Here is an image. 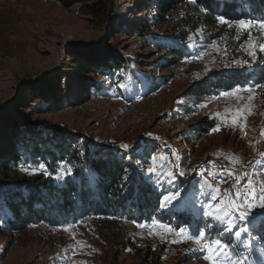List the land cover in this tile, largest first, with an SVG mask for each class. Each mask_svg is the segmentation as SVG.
I'll use <instances>...</instances> for the list:
<instances>
[{"label":"rangeland","instance_id":"obj_1","mask_svg":"<svg viewBox=\"0 0 264 264\" xmlns=\"http://www.w3.org/2000/svg\"><path fill=\"white\" fill-rule=\"evenodd\" d=\"M144 1L112 0L110 16L101 25L82 14L79 4L63 8L54 0H0L1 161L9 146L3 135L12 124L7 111L15 115L12 108L24 85L51 77L59 81L66 103L47 105V98L35 97L23 110L31 112V119L57 127L51 142L70 143L86 156L122 159L132 170L141 166L140 151L135 150L153 147L145 173L167 194L179 193L172 205L187 195L197 209L206 211L209 193L226 204L237 190L253 188L259 194L264 189V87H236L228 95L203 96L198 102L191 101L189 90L227 67L253 65L262 52L258 46L264 44V29L256 22L247 29L236 22L225 24L221 37L202 46L203 53L165 68L158 44L170 23L156 21L154 9L142 10ZM73 46L92 54H102L106 47L120 52L127 62L122 78L98 76L93 81L101 88L89 90L75 76L74 58L67 55ZM204 117L213 128L189 141V129ZM12 171L16 177L44 174L41 164ZM63 176L58 171L54 177L61 181ZM176 176L182 188L174 182ZM191 181L194 187L186 192ZM10 184L0 174V190ZM261 203L256 200L247 209L248 219L264 217ZM154 222L92 218L0 233V264H210L203 243L193 239L198 233Z\"/></svg>","mask_w":264,"mask_h":264},{"label":"trees","instance_id":"obj_2","mask_svg":"<svg viewBox=\"0 0 264 264\" xmlns=\"http://www.w3.org/2000/svg\"><path fill=\"white\" fill-rule=\"evenodd\" d=\"M54 1L63 8L79 4L82 14L101 25L107 21L112 10V0ZM141 6L142 10L154 9L156 21L170 23L166 37L158 44L164 51L165 58L161 63L165 68L182 58L197 55L205 43L222 36L225 24L239 20L264 21V0H145ZM218 17H223L226 22L220 24ZM146 26L142 32H145ZM192 39L196 41L192 43ZM67 55L74 58L78 69L75 76L80 77L89 90L101 88L100 82L93 81L98 76L107 75L119 80L127 68L121 53L110 47H106L102 54H92L85 48L73 46L67 48ZM261 84H264V51L259 53L251 66L227 67L199 81L189 90V95L191 101L198 102L203 96ZM20 91L19 101L12 108L18 113L12 116L11 110L7 111L6 118L12 124L3 135L9 146L3 160L0 159V174L11 184L0 190V233H21L36 224L47 227L74 225L92 218L124 220L133 224L155 221L184 228L193 235L204 230L209 240L218 238L235 245L237 255L232 258H238L240 264H264V217L247 221L236 218V225L248 229L240 239H236L227 233L219 236L218 232L227 222L206 217L205 211L197 209L188 201L187 195L162 208V194L167 192L145 173L150 154L155 151L153 147H138L135 150L140 151L138 160L141 166L132 170L122 159L86 156L70 143L51 142L56 137L57 127L33 120L31 112L23 110L29 108L35 97L47 98V105H64L66 99L61 95L59 81L51 77L38 78L24 85ZM213 126L214 123L204 117L189 129L187 139L196 141L209 133ZM43 132L45 139L40 137ZM36 164L43 166L44 174L16 177L11 173L17 167ZM58 171L65 174L61 181L54 177ZM174 182L180 188L184 186L177 176ZM187 185L185 190L189 192L194 183L191 181ZM203 204L206 201L203 200ZM233 216L236 217V214L233 213ZM236 230L233 227V232Z\"/></svg>","mask_w":264,"mask_h":264},{"label":"snow or ice","instance_id":"obj_3","mask_svg":"<svg viewBox=\"0 0 264 264\" xmlns=\"http://www.w3.org/2000/svg\"><path fill=\"white\" fill-rule=\"evenodd\" d=\"M218 20L221 23L226 22L223 17H218ZM236 23L241 29H247L253 24L252 21L245 20H239ZM256 23L261 29H264V21H259ZM252 47H256V45H252ZM258 47L261 51H264V44H261ZM253 54V52H249V55ZM258 86L264 87V85ZM223 95H228V93H224ZM122 147L127 148V145H123ZM173 155H175V153H173ZM167 175L171 177L173 173L169 172L167 173ZM178 195L179 193L162 194V199L160 202L161 207H164L165 202L171 204L172 200L175 199V197ZM256 200L261 201V206L264 207V189H261V192L259 194L255 192L253 188H249L247 192L243 193L237 190L233 195L232 200L228 201L227 204L223 200H217L214 193H209L207 204L208 210L204 212V215L217 222H224L225 220H227V223L224 225L222 231L218 232L219 236H223L227 233L234 236V238L236 239H240L242 233L247 232L248 229L245 226L236 225L235 219L238 218L240 221H247L249 218L247 209L250 208L253 205V202ZM213 201L216 202L213 203ZM225 208L228 209L227 212H225ZM233 213L236 214V217H233ZM161 227L164 226L161 225ZM207 227H211V225H208ZM233 227L237 228L235 232H233ZM183 231L184 229H180V232ZM193 239L198 245L203 243V247L208 253L205 258L209 260L210 264H240L238 258L236 260L232 259V257L237 254L235 252V245L231 244L230 242L225 243L222 241V239L218 238L209 240L207 237V233L204 230L199 231L198 235L194 236Z\"/></svg>","mask_w":264,"mask_h":264},{"label":"built area","instance_id":"obj_4","mask_svg":"<svg viewBox=\"0 0 264 264\" xmlns=\"http://www.w3.org/2000/svg\"><path fill=\"white\" fill-rule=\"evenodd\" d=\"M223 124H225V122H222L221 124H219V126H223Z\"/></svg>","mask_w":264,"mask_h":264},{"label":"crops","instance_id":"obj_5","mask_svg":"<svg viewBox=\"0 0 264 264\" xmlns=\"http://www.w3.org/2000/svg\"><path fill=\"white\" fill-rule=\"evenodd\" d=\"M237 89V88H236ZM227 93V92H226Z\"/></svg>","mask_w":264,"mask_h":264},{"label":"bare ground","instance_id":"obj_6","mask_svg":"<svg viewBox=\"0 0 264 264\" xmlns=\"http://www.w3.org/2000/svg\"><path fill=\"white\" fill-rule=\"evenodd\" d=\"M81 88V87H80Z\"/></svg>","mask_w":264,"mask_h":264}]
</instances>
